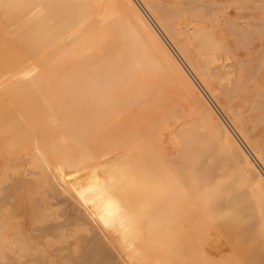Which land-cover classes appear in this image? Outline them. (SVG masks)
<instances>
[{
	"label": "bare ground",
	"instance_id": "bare-ground-1",
	"mask_svg": "<svg viewBox=\"0 0 264 264\" xmlns=\"http://www.w3.org/2000/svg\"><path fill=\"white\" fill-rule=\"evenodd\" d=\"M263 38L264 0H0V264H190L183 207L264 264Z\"/></svg>",
	"mask_w": 264,
	"mask_h": 264
},
{
	"label": "rangeland",
	"instance_id": "rangeland-1",
	"mask_svg": "<svg viewBox=\"0 0 264 264\" xmlns=\"http://www.w3.org/2000/svg\"><path fill=\"white\" fill-rule=\"evenodd\" d=\"M222 11H225V8L223 7L222 9H221ZM226 10H227V12L228 13H230L231 15H232V12L235 10L234 9V7H232V6H228L227 8H226ZM231 17V16H230ZM245 27H246V25H245ZM24 32H25V30L24 29H21L20 31H15V33H14V35H13V37H19V36H21L22 34H24ZM224 36H227V35H222V36H220L219 38H222V37H224ZM228 39V41H230L231 39L230 38H227ZM15 39H13L12 40V43H13V45L14 46H16L17 45V43H18V41H17V43L14 41ZM14 41V42H13ZM261 43H263L264 44V38L261 40ZM228 45H229V47L230 48H232V46H231V43L230 42H228ZM21 46V44H19L18 43V46H16V47H20ZM219 54H217V55H220V56H223L224 54V56L223 57H230V56H235V57H241L242 59H243V57H242V55H243V51L242 50H224V52H218ZM228 54V55H227ZM228 57V58H229ZM30 58V57H29ZM28 57H26V59H28L29 60V62H32L33 61V59L31 60V59H29ZM27 60V61H28ZM31 60V61H30ZM264 59H262V61L260 62V67H259V70H258V74L257 75H254L253 74V78H254V82L256 81V83H257V81H258V77L260 76V72L261 71H263L264 70ZM252 65H254V62L252 61ZM262 65V66H261ZM65 69H63V70H60V71H58L56 74H54L53 76H59L58 74H60L61 75V73H66V72H68V71H65ZM66 74H68V73H66ZM5 78V77H4ZM264 78V77H263ZM14 79H17V78H13L12 79V82L13 81H15ZM0 81H1V78H0ZM264 79L262 80V82H261V86L262 87H264ZM10 82H11V80H10ZM9 80H7V81H5L4 80V84L3 85H8L9 83ZM5 94H9V93H5ZM52 95L53 94H57V93H55V92H52L51 93ZM3 95L0 93V106H2L3 104V108L5 109V108H7L6 107V105H8V104H6V98H7V96H3ZM4 100V101H3ZM10 108V107H9ZM186 112H183L182 114L184 115V117L183 118H188L189 117V114L188 113H186ZM203 114V116L205 117V119L206 120H210V118L208 117V115H207V113H204V112H202ZM263 118H264V116H263ZM184 120V119H183ZM190 120H188V124L187 125H189L190 124ZM256 122L254 121V125H255V127L256 128H258V126H260L259 124H258V122H257V125L255 124ZM190 126V125H189ZM14 129H15V127H14ZM120 167V166H119ZM127 172V171H126ZM126 173L124 172V173H121L120 175L118 174V176H113L111 179H110V183H113V184H119V185H121L124 181H125V177H126V175H125ZM147 174V173H146ZM113 179V180H112ZM114 179H116L115 181H114ZM146 182V183H145ZM127 183H128V181H127ZM145 183V184H144ZM127 185V184H126ZM135 186H137V187H135ZM135 186L132 188L133 189V191L135 190V191H140L141 193L143 192V193H146V192H149L150 191V187H149V184H148V182L146 181V180H144L143 182H139L138 183V185H137V183L135 184ZM145 187V190L143 189ZM143 189V190H142ZM151 195V196H150ZM154 193H147V195L145 194V196H144V198L141 200V202H136V203H134L135 204V206H134V209H135V212H136V218H134V220H132L131 221V223H132V225H135L136 223H140V215L141 214H146V212H148V210H154V206L155 207H160V205H158L157 204V202L156 201H154L153 199H154ZM151 199H150V198ZM152 203V204H151ZM184 204V202L182 203L181 202V204H180V206H182ZM185 207H188L186 204L184 205ZM184 208V207H183ZM182 208V209H183ZM182 209L180 208V210L182 211ZM201 209V208H200ZM200 209H199V211H200ZM164 210H166L167 212H165L166 213V215H168V213H171L172 211V209H164ZM179 209L177 210V212L178 211H180ZM188 210H189V212H190V210H191V212H190V214H189V216H188V218H187V216L186 215H188ZM180 211V212H181ZM180 212H178L179 214H180ZM184 214H180L181 215V217L182 218H187V220H185V219H179V218H181L180 217V215L178 216V213H176V220H177V217H178V222L180 223H182V224H180L181 226H179V224H177L175 221L173 222V220L175 219V218H173V220H172V224H171V226H172V229H174V228H178V229H181V228H183V230H184V228H185V230H186V232H188V234L189 235H191L188 239H191L192 241H195L196 243H198L199 245H198V247H196V246H191L190 247V253H189V259H190V264H232V263H234L235 261L232 259V258H227L225 261V263L223 262V256H222V258L220 257V255H218V257H216L215 256V258L214 257H212V258H209V257H207V259H206V257L203 255V254H201V251H200V247H202V242H200V238H203L207 233H209L210 235L211 234H215V229H214V227L213 228H211L212 226H209L208 227V229L209 228H211L210 229V231H208L207 230V226H206V224H205V226L203 227V225H201V222L200 221H202V219L201 218H198L197 216H195V214L193 213V211H192V209H189V208H186V209H184L183 211H182ZM201 212V211H200ZM159 214H161L160 212H158ZM158 213H156V215H157V217L158 216H160ZM195 213H197V212H195ZM191 214H192V216H191ZM194 214V215H193ZM202 215H200V213L199 214H197V215H200V217H202L204 214L203 213H201ZM162 215V214H161ZM182 215H184V216H182ZM186 216V217H185ZM192 217H193V219H192ZM191 219H192V221H191ZM197 219V220H196ZM184 220H185V223H184ZM189 223V225H186V223L187 222ZM196 221V222H195ZM191 222V223H190ZM176 224L178 225V226H176ZM176 226V227H175ZM182 226H184V227H182ZM191 226V227H190ZM179 227H181V228H179ZM189 227H190V229H189ZM194 227V228H193ZM177 229V230H178ZM213 229V231H211ZM184 230V231H185ZM206 230V231H205ZM182 231V230H181ZM183 232V231H182ZM213 232V233H212ZM160 243L161 242H159V239H157L156 240V245L157 246H160ZM204 244V243H203ZM206 246L204 245V248H205ZM197 248V249H196ZM203 248V247H202ZM194 250V251H193ZM232 252H234V250H232ZM231 253V252H230ZM203 255V256H202ZM229 259V260H228ZM201 260H203V261H201ZM232 260V261H231ZM222 261V262H221ZM204 262V263H203Z\"/></svg>",
	"mask_w": 264,
	"mask_h": 264
}]
</instances>
